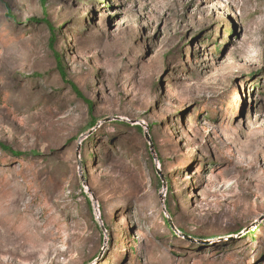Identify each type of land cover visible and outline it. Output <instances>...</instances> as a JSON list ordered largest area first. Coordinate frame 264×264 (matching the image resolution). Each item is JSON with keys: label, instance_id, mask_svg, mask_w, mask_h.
Returning <instances> with one entry per match:
<instances>
[{"label": "rangeland", "instance_id": "374dc122", "mask_svg": "<svg viewBox=\"0 0 264 264\" xmlns=\"http://www.w3.org/2000/svg\"><path fill=\"white\" fill-rule=\"evenodd\" d=\"M0 147V264H264V0H0Z\"/></svg>", "mask_w": 264, "mask_h": 264}, {"label": "trees", "instance_id": "16d2710c", "mask_svg": "<svg viewBox=\"0 0 264 264\" xmlns=\"http://www.w3.org/2000/svg\"><path fill=\"white\" fill-rule=\"evenodd\" d=\"M42 3H45V0H42ZM45 24H46V26L48 27L49 31L51 32L50 44H52V43L55 41V33H56L57 31H55L54 28H53L49 23H45ZM54 54H55V58H56V62H57L58 71H59L61 77H62V78H65V77H66V75H65V70H64V68H63L62 65H61V60H60L59 56H58L56 53H54ZM69 86H70L71 89L74 91V93H75L78 97L81 98V94L78 92L77 88H76L72 83H69ZM85 102H86V101H85ZM86 105H87L88 108L90 109L89 111H91V106H92V104L89 103V102H86ZM94 123H95V121H94L93 119H91V120H90V123L88 124V126H89V127H92V126L94 125ZM122 124L128 126L127 124H125V123H123V122H122ZM135 129H136L139 133L142 132V128H141L140 126H138V125L135 126ZM150 130H151V129H149L148 134L150 133ZM0 150L3 151L4 153H9V154H11V155H14V154L10 153V151H9L7 148L0 147ZM153 150H154V152H156L155 147L153 148ZM14 156H16V155H14ZM17 156H20V155H17ZM158 160H159V158H158ZM157 181L160 183L159 179H157ZM167 192H169L168 189H167ZM86 204H87V206L90 208V201H89V200H86Z\"/></svg>", "mask_w": 264, "mask_h": 264}, {"label": "water", "instance_id": "95a60500", "mask_svg": "<svg viewBox=\"0 0 264 264\" xmlns=\"http://www.w3.org/2000/svg\"><path fill=\"white\" fill-rule=\"evenodd\" d=\"M144 137H145L146 141H147L148 144H149L150 151H152L153 146H152V142H151V139H150L149 134H148L147 131L144 133ZM161 180H162V182L164 183V179H163L162 177H161Z\"/></svg>", "mask_w": 264, "mask_h": 264}]
</instances>
